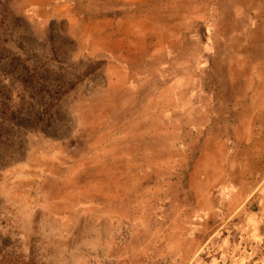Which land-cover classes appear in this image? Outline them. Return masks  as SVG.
Wrapping results in <instances>:
<instances>
[{"label":"rangeland","instance_id":"1","mask_svg":"<svg viewBox=\"0 0 264 264\" xmlns=\"http://www.w3.org/2000/svg\"><path fill=\"white\" fill-rule=\"evenodd\" d=\"M77 2L83 48L0 0V264H264V0ZM187 95L210 128L171 112Z\"/></svg>","mask_w":264,"mask_h":264},{"label":"crops","instance_id":"2","mask_svg":"<svg viewBox=\"0 0 264 264\" xmlns=\"http://www.w3.org/2000/svg\"><path fill=\"white\" fill-rule=\"evenodd\" d=\"M61 0H21L22 4H23V12H26L30 17L37 19V20H45V21H52L55 19H66L69 23V26L71 28V31L73 32V36L74 38L77 39V43H78V47L79 48H83L84 42L83 40L77 36L76 32L78 31V27H79V23H81V20L85 21L86 19H84V14L81 16L80 14H78L77 12L79 11V6L77 0H65V4L62 5L60 3ZM61 8V9H60ZM99 23V22H97ZM88 50V53H91L89 49H86V51ZM85 51V52H86ZM103 50L98 51L97 52V56L101 57L103 55ZM105 54V53H104ZM127 72L124 71L122 72L121 75H126ZM108 80L111 83H115V81L119 80L117 79V75L118 72H116V76L113 75V73H109L108 72ZM128 76V75H127ZM123 83V82H122ZM121 89L123 90L126 85L125 84H121ZM127 88L129 89V87L127 86ZM172 99V98H171ZM169 102V101H168ZM167 102V103H168ZM172 106L173 109L171 112L176 114L177 116H179L180 118L184 117H188V123H186L187 126L189 127H194V125L196 124H191L189 122V120L191 119V117H193V115H199L198 120H205L208 121V127H211V122L213 119V115L209 113V110L205 107V105L203 106V104H198L199 107H193L195 105H197L196 101L190 100L189 104L184 101L183 97H173L172 100ZM187 105H189V112H187ZM168 109V108H167ZM194 109L193 113L192 110ZM167 112V117L168 118H173L174 116L169 115L170 114V109L166 110ZM202 112V113H201ZM166 116V115H165ZM140 117V115H139ZM177 118V117H176ZM178 119V118H177ZM172 122V120H171ZM200 127V126H197ZM214 127H212L211 129H213ZM217 128V127H216ZM214 141H218L219 140V144L222 145V147H224V144L222 143L221 139L218 138H213Z\"/></svg>","mask_w":264,"mask_h":264},{"label":"trees","instance_id":"3","mask_svg":"<svg viewBox=\"0 0 264 264\" xmlns=\"http://www.w3.org/2000/svg\"><path fill=\"white\" fill-rule=\"evenodd\" d=\"M1 26H2V24H0V28H1ZM48 42L49 43H52L51 37H49ZM20 49H22V46L20 47ZM77 50H78V48L76 47L75 52ZM22 55L23 54L19 55V57H18V63L21 64V65H24V69H25V73H26V78H27L26 81H28L29 79L36 80V82H37V89L39 90V93L43 91L42 92L43 93V96L41 98V101L40 102H37V104L41 105V107H42V111L40 113L42 115L44 113H46L49 116H53V115H55V111L54 110H56V111H64V107H63V105H61V102H62V99H63L62 97L65 96L68 93V91H70L72 88L71 87H68L67 85H66V87H63L64 82H60L56 86V88L53 87V89H51V87L49 86V87H45L46 89L42 90L43 87L41 86V82L38 80V76H37L38 74H37L36 68L32 69V68L27 67L25 63H27V61H29V60H27V59H24V60L21 59ZM46 65H48V64H46ZM67 83H68V81H67ZM54 93L56 95L55 97L52 96V95H54ZM36 95H38V94H35L33 96L32 94H30L28 92V87H24L23 90H22V94L19 96V98L22 100V102L23 101L26 102L28 99H31L32 101H35L37 99V98H35ZM193 99L194 98H190V96L187 95L184 98V101H186L189 104L190 100H193ZM47 100H48V102H47ZM29 105H30V109H28V110L23 109V111H28L27 112L28 115L30 113H32V110H36V107H35L34 104L29 103ZM42 115L40 117L36 118V121H40L42 119L44 120V118H42ZM29 116H32V115H29ZM63 119H64V116H60V115L57 114L54 122L55 123L56 122H62ZM52 120L53 119H49L47 121V122H50V123H47L48 126H52L54 124V122ZM30 121H32V120H30ZM66 121H68V119ZM13 129H14V131H17V132H20V133H21V131L24 132V136L26 138L31 133V131H30L31 129H29L26 126V124H23V123L13 124ZM19 129H23V130H19ZM34 131H36V130H34ZM41 133H44L45 134L44 130H42ZM49 136H50V139H52V141L55 142V143H57V142H63L64 141L62 138H59L55 134L49 135ZM224 138H225V136H224ZM222 141H227V140L223 139ZM4 144H5L4 142H1L0 143V149H2V147L4 146ZM26 151H28V148L26 149ZM13 161H14V164H12V165H16V164H19V163H23V160H19L18 158H15ZM260 209H259V212H260ZM262 261L264 263V260H262Z\"/></svg>","mask_w":264,"mask_h":264},{"label":"built area","instance_id":"4","mask_svg":"<svg viewBox=\"0 0 264 264\" xmlns=\"http://www.w3.org/2000/svg\"><path fill=\"white\" fill-rule=\"evenodd\" d=\"M92 264H116V263H114V262H102V263L95 262V263H92Z\"/></svg>","mask_w":264,"mask_h":264}]
</instances>
